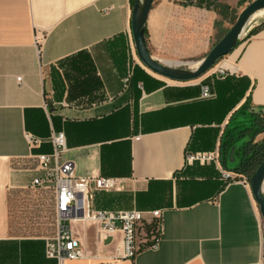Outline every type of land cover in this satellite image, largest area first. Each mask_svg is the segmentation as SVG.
I'll list each match as a JSON object with an SVG mask.
<instances>
[{"label":"crops","instance_id":"crops-1","mask_svg":"<svg viewBox=\"0 0 264 264\" xmlns=\"http://www.w3.org/2000/svg\"><path fill=\"white\" fill-rule=\"evenodd\" d=\"M183 1L156 0L148 17L147 44L163 62L202 59L210 50L219 14ZM131 18V0H0V264L264 259V220L250 186L226 184L216 162L186 161L187 152L219 148L247 98L264 114V27L230 53L231 76L182 82L153 73L136 53L126 63L114 58L121 37L131 44ZM75 77L86 79L88 89ZM202 84L211 87L210 97H202ZM58 131L67 139L62 160L74 162L77 175L117 179L112 189L90 185L92 208L145 212L134 258L123 257L120 231L99 241L92 221L71 224L86 257H47L46 243L59 232L56 191L33 180L43 175L38 155L53 152ZM228 132L235 135L231 126ZM27 134L42 142L31 144ZM153 210L163 213L158 236L146 231Z\"/></svg>","mask_w":264,"mask_h":264},{"label":"built area","instance_id":"built-area-1","mask_svg":"<svg viewBox=\"0 0 264 264\" xmlns=\"http://www.w3.org/2000/svg\"><path fill=\"white\" fill-rule=\"evenodd\" d=\"M248 34L249 32L243 39L244 43L250 38ZM131 46L135 54L136 48L133 36ZM229 55L220 59L207 74L215 78L225 77L229 73L232 74ZM17 79L20 84L23 83L22 76H18ZM129 80L130 77L124 80L126 87ZM201 87L203 98H208L212 95V90L209 85L202 84ZM27 138L33 145L42 142L41 139L35 138L31 134H27ZM51 141L54 147L53 152L38 155L40 162L39 167L43 175L33 180L34 186L51 187L56 191L59 232L55 238L49 239L46 243L47 257L55 258L59 262H63L67 259L75 260L86 257V249L81 239L75 235L71 224L75 222L86 223L92 221L98 226L99 241L120 231L123 235V257L134 258L141 249L138 238L141 235V229L145 222V212L138 209L111 211L92 208L90 206V185L94 183L95 187L98 189H112L116 186L117 179L103 176L81 177L77 175L74 162L62 160L63 153L67 150L65 132H53ZM186 161L188 163L216 162L220 167L221 175L224 180L229 182L241 180L250 186L248 175H239L221 166L219 148L213 151L187 152ZM151 214L154 219L159 220L158 228L161 230L162 211L153 210ZM157 241L152 242L150 245L152 247L156 246ZM254 264H264V259Z\"/></svg>","mask_w":264,"mask_h":264},{"label":"water","instance_id":"water-1","mask_svg":"<svg viewBox=\"0 0 264 264\" xmlns=\"http://www.w3.org/2000/svg\"><path fill=\"white\" fill-rule=\"evenodd\" d=\"M155 0H135L132 7V36L139 60L153 73L174 81L200 79L224 56L232 53L243 42V35L251 17L264 10V0L251 1L239 14L228 32L199 61L196 68L174 66L154 58L149 50L146 37L147 21ZM252 30V29H251ZM250 30V31H251ZM249 31L248 37L251 35ZM229 160H235V148L230 149ZM250 188L264 220V161L250 178Z\"/></svg>","mask_w":264,"mask_h":264},{"label":"trees","instance_id":"trees-1","mask_svg":"<svg viewBox=\"0 0 264 264\" xmlns=\"http://www.w3.org/2000/svg\"><path fill=\"white\" fill-rule=\"evenodd\" d=\"M135 0H131V5L133 7ZM240 2L242 1H247V0H239ZM253 0H250V2ZM182 4L184 5H197L200 7H214L215 10L217 11V13L223 17H226L230 11H231V6L226 3L224 0H184L182 2ZM220 22L217 20L216 21V25H218ZM234 24V23H233ZM264 27V22H262L261 24H259L258 26L252 28V30L250 31V34L253 35L256 32H258L261 28ZM230 28H227L226 30H221V34L219 35L218 40L215 42V44L228 32ZM250 35V36H251ZM146 36H147V29H146ZM249 36V37H250ZM121 43L124 44L125 40L124 38L121 37V41L118 44V46H115L113 48V54H114V58L126 63L127 60V54H126V49L127 46H121ZM92 66L89 65L87 67V71L91 72ZM75 71H77L78 74H81L85 72V69H82L80 67H76ZM91 73H89L90 75ZM231 76V74L229 73L228 75H226L225 77H221V78H227ZM234 76V75H233ZM132 79V77H131ZM74 82L75 84H79L82 88V90H87L89 86L88 82H86V79H79V77H75L74 78ZM94 84L98 85V81L97 79H94ZM249 99L247 98L246 101L232 114L228 124L226 125V128L222 134L220 143H219V150H220V154L222 156V154L225 155V157L223 159H221V165L228 170L234 171L239 175H248L249 179L251 178V176L255 173V171L258 169V167L262 164V162L264 161V141L263 142H254V136L260 132H264V114L259 112L258 113V117L260 119V122L262 123L261 127L258 128H254L253 124L250 126L245 127V129L240 130V132L242 131H249V130H253V137L250 139H248L247 141H244L242 143V154L240 157V163L238 165H236L235 167H229L228 166V160H229V153H230V147L229 146V142L228 141H224V137L228 136L230 134H228V127L231 125L232 120L234 119V117H236L239 113L243 112L245 109H249V105H248ZM251 109V108H250ZM233 130L238 129V126H232ZM226 184L229 181H226ZM159 226V220L158 219H154L150 224L146 225V231L151 234H153L154 232L158 235L161 234L162 229L160 230V228H158Z\"/></svg>","mask_w":264,"mask_h":264},{"label":"rangeland","instance_id":"rangeland-1","mask_svg":"<svg viewBox=\"0 0 264 264\" xmlns=\"http://www.w3.org/2000/svg\"><path fill=\"white\" fill-rule=\"evenodd\" d=\"M232 1V9L230 13L226 16L223 17L221 15L218 16V21L220 22L218 25H216V22L214 23V28L211 34L210 38V49L215 45V42L218 40L219 35L221 34V30H226L228 26H232L233 23L236 21L237 17L241 13V11L250 3V0L247 1H242L240 2L239 0H231ZM156 2V0H155ZM180 2V1H179ZM264 22V14L258 18H253L251 19V22L248 25L246 33H244L243 38L246 37L247 33L249 30L254 28L256 25L261 24ZM121 46H127L126 49V54H127V60H129L131 57H133L134 52L133 49L131 48V44H122ZM210 51V50H209ZM136 52V51H135ZM199 57V56H198ZM224 58V57H223ZM201 58L197 57H181L175 59V61H179L180 64H175L174 66H180V67H186V68H196L197 66L194 65V62H199ZM192 62V63H191ZM183 63V64H182ZM187 63V64H185ZM190 65V66H189ZM193 66V67H191ZM258 111H255L253 109H245L243 112L239 113L236 117H234L232 124L230 125L231 127L236 126L235 124H238L239 127L238 129H235V135L229 138L228 136H225V140L228 141L230 144L234 142V144L231 145V149L235 148V160L231 161L228 160V166L229 167H235L240 163V157L242 154V143L243 141H247L249 138L251 139L254 135L253 130L249 131H241L242 129H245V127L250 126L253 124L254 128H258L262 126V123L260 122V119L258 117ZM229 126V128H230ZM229 134V132H228ZM264 141V132H260L254 136V142H263Z\"/></svg>","mask_w":264,"mask_h":264},{"label":"bare ground","instance_id":"bare-ground-1","mask_svg":"<svg viewBox=\"0 0 264 264\" xmlns=\"http://www.w3.org/2000/svg\"><path fill=\"white\" fill-rule=\"evenodd\" d=\"M264 14V10H259V11H257L252 17H251V19H253V18H258V17H260V16H262ZM164 62H166V63H168V64H180V62L179 61H175V60H164ZM192 63V62H191ZM183 64V63H182ZM185 64H187V63H185ZM199 64V62H194V65H198ZM178 66V65H177ZM190 66V65H189ZM191 67H193V66H191Z\"/></svg>","mask_w":264,"mask_h":264}]
</instances>
